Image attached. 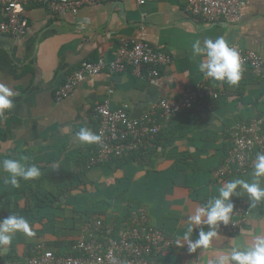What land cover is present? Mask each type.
<instances>
[{
  "label": "crops",
  "instance_id": "1",
  "mask_svg": "<svg viewBox=\"0 0 264 264\" xmlns=\"http://www.w3.org/2000/svg\"><path fill=\"white\" fill-rule=\"evenodd\" d=\"M186 6L187 0H145L141 6L123 0L84 6L75 16L55 18L43 5H28L23 11L25 34L13 38L0 33V84L15 93L13 109L0 119V160L27 157L28 164L41 170L39 179L20 180L18 188L5 184L0 171V220L23 216L35 232L34 237L17 233L7 251H0L3 264H25L38 243L66 254L82 219L99 217L121 225L139 207L147 208L149 224L172 241L170 249L152 255L146 264H210L234 243L250 246L255 236L264 234V201L252 208L244 194L232 197L251 213L241 233L220 235L208 249L195 253L176 243L187 217L217 197L225 182L253 179L254 168L224 179L214 172L230 149V130L264 111V79L242 71L236 86L216 82L219 97L172 119L158 133L156 148L108 164L88 167L97 144L84 145L76 137L81 127L95 134L94 108L105 98L112 109L126 103L130 115L139 117L159 99L192 89L203 78L197 68L203 57L192 53L197 38L223 36L230 47L264 57V0H246L240 19L233 23L208 24L191 17ZM141 34L171 58L155 84L130 72H103L84 77L68 97L55 101V90L80 63L112 60L120 38L138 39ZM110 85L113 92L108 95ZM197 234L194 230V239Z\"/></svg>",
  "mask_w": 264,
  "mask_h": 264
},
{
  "label": "built area",
  "instance_id": "2",
  "mask_svg": "<svg viewBox=\"0 0 264 264\" xmlns=\"http://www.w3.org/2000/svg\"><path fill=\"white\" fill-rule=\"evenodd\" d=\"M123 0H0V33L13 38L22 37L27 28L23 16L28 5H43L52 17L75 16L80 8L100 3H117ZM143 5L145 0H134ZM246 0H187L186 11L191 17H199L208 24L220 21L236 22L240 19ZM120 38L114 59L83 61L69 73L54 93L56 102L68 97L75 86L86 76L106 73L108 76L130 72L134 77L155 84L160 69L171 63L169 55L156 50L142 39ZM238 50L242 71H249L253 77L264 79V57L254 51ZM214 81L203 75L202 80L184 95L164 97L140 115L132 117L128 104L112 109L105 98L94 108L95 134L101 142L87 160V166H99L122 159L144 150L156 148L158 133L181 112L194 110L219 97ZM113 85L108 88V95ZM230 149L223 163L214 172L217 179L230 174L244 175L254 168L257 153L264 154V111L246 122H241L229 132ZM251 213L247 205L238 201L229 225L218 229L222 236H235L242 232ZM172 241L163 232L148 222L146 207L131 210L128 219L116 227L104 223L98 217L82 222L78 237L71 244L69 252L54 253L45 249L42 243L34 246L25 258V264H146L149 258L166 251ZM0 264H3L0 261Z\"/></svg>",
  "mask_w": 264,
  "mask_h": 264
},
{
  "label": "clouds",
  "instance_id": "3",
  "mask_svg": "<svg viewBox=\"0 0 264 264\" xmlns=\"http://www.w3.org/2000/svg\"><path fill=\"white\" fill-rule=\"evenodd\" d=\"M192 53L194 58L203 57L198 61L197 68L205 77L226 82L229 86L239 84L242 78L240 54L237 49L229 46L223 36L215 39L206 38L203 41L197 38L192 43ZM14 95L13 90L7 85L0 84V119L13 109ZM76 137L84 145L101 142V136L94 134L87 127H81ZM0 171L5 174L4 183L10 184L13 188L20 186V180L33 181L41 176L39 166L28 164L27 157L0 160ZM252 176L251 182L243 179L225 182L217 190V197L196 207L194 214L187 217L185 222L187 227L176 243L180 247L186 245L189 253H195L198 249H208L213 240L219 238V227L229 225L234 210L232 197L246 194L252 208L264 201V187L261 186L264 180V154L257 153ZM202 226H207L208 231ZM194 230H198L195 239ZM17 233H23L27 237L35 236L29 221L23 216L11 214L0 220V251H7L14 243ZM210 264H264V234L255 236L250 246L234 243L230 249H226L223 254L211 260Z\"/></svg>",
  "mask_w": 264,
  "mask_h": 264
},
{
  "label": "trees",
  "instance_id": "4",
  "mask_svg": "<svg viewBox=\"0 0 264 264\" xmlns=\"http://www.w3.org/2000/svg\"><path fill=\"white\" fill-rule=\"evenodd\" d=\"M244 72H245L249 77H251L252 79H256L255 77L252 76V74H251L249 71H244ZM257 80H259V79H257ZM216 82H218V81H216ZM216 82H215V83H216ZM215 83H214V84H215ZM212 101H214V100H212ZM189 111H192V110H189ZM184 112H188V111H184ZM181 113H183V112H181ZM181 113H180V114H181ZM261 113H262V112H261ZM180 114H179V115H180ZM179 115H178V116H179ZM178 116H177V117H178ZM227 153H228V152H227ZM226 155H227V154H226ZM225 157H226V156H225ZM128 215H129V213H128L127 216H126L125 221L128 219ZM90 218H92V217H88V218L82 219V221L80 222V224H81L82 222H84V221L90 219ZM98 218H99V217H98ZM99 219L102 220L104 223H109L110 225H116V227L119 226L118 224H115V220H112V221L109 220V221L107 222L106 219H102V218H99Z\"/></svg>",
  "mask_w": 264,
  "mask_h": 264
}]
</instances>
